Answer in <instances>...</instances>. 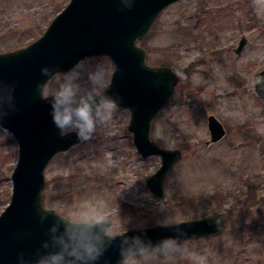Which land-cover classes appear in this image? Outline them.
I'll use <instances>...</instances> for the list:
<instances>
[{"label":"rangeland","instance_id":"1","mask_svg":"<svg viewBox=\"0 0 264 264\" xmlns=\"http://www.w3.org/2000/svg\"><path fill=\"white\" fill-rule=\"evenodd\" d=\"M68 1L0 0V51L40 35ZM242 36L246 42L236 52ZM136 42L149 64H166L178 75L149 131L160 145L182 150L164 176V196L145 185L160 155L142 156L127 127L130 110L105 101L100 105H116L110 119L102 122L96 110V130L48 161L45 205L75 220L107 217L109 233L210 214L221 218L216 232L136 250L122 264H200L201 258L205 264H264V100L255 90L264 67V0H178ZM113 68L106 55L85 57L54 74L43 94L65 84L74 99L92 97ZM209 114L225 128L216 141L210 140ZM17 157L15 137L0 126V211L10 199Z\"/></svg>","mask_w":264,"mask_h":264},{"label":"water","instance_id":"2","mask_svg":"<svg viewBox=\"0 0 264 264\" xmlns=\"http://www.w3.org/2000/svg\"><path fill=\"white\" fill-rule=\"evenodd\" d=\"M175 1L69 0L41 35L25 46L0 52V125L18 143L10 200L0 212V264H122L136 250L172 238L205 236L221 227V218L210 214L109 233L108 218L74 220L46 206L43 199L44 170L50 158L86 135V131L80 134L82 122L74 114L65 127L75 126V130L62 134L54 121V98L43 95L44 84L85 56L103 54L114 62L110 80L91 99H81L92 115L105 101L130 110L128 129L137 150L142 156L161 158L145 184L155 196H164V176L182 157V150L160 145L150 138L149 130L171 98L178 75L168 65L149 64L145 47L135 40ZM245 42L242 36L235 51ZM255 90L264 100V68ZM81 99L69 106L80 107ZM207 124L211 141L225 134L214 114L208 115Z\"/></svg>","mask_w":264,"mask_h":264},{"label":"clouds","instance_id":"3","mask_svg":"<svg viewBox=\"0 0 264 264\" xmlns=\"http://www.w3.org/2000/svg\"><path fill=\"white\" fill-rule=\"evenodd\" d=\"M46 71V70H45ZM52 95L54 98L53 107L56 109L54 121L58 127L63 131L62 134L69 131L65 128V125H68L72 122L73 114L78 118V126L80 128V134L82 135L85 131L92 132L96 130L95 117L91 114V110L87 103H84L81 99V106L72 109L69 105L73 102V92L70 87L65 84H61L59 89L56 91H47L45 96ZM91 99V97H89ZM61 106L62 110H61ZM116 105L114 103H105L97 107V116H100L101 111L103 115L100 116L102 122L106 123L110 117L112 111L115 109ZM200 264H205L204 258L200 259Z\"/></svg>","mask_w":264,"mask_h":264},{"label":"trees","instance_id":"4","mask_svg":"<svg viewBox=\"0 0 264 264\" xmlns=\"http://www.w3.org/2000/svg\"><path fill=\"white\" fill-rule=\"evenodd\" d=\"M245 197H247V196H245Z\"/></svg>","mask_w":264,"mask_h":264}]
</instances>
